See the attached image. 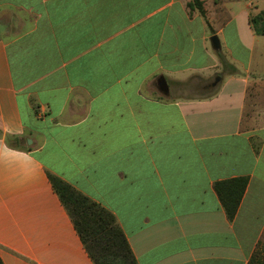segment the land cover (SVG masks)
<instances>
[{"label":"crops","instance_id":"crops-1","mask_svg":"<svg viewBox=\"0 0 264 264\" xmlns=\"http://www.w3.org/2000/svg\"><path fill=\"white\" fill-rule=\"evenodd\" d=\"M190 1L0 0L2 264H93L48 173L114 214L138 264L264 255V0ZM231 27L223 77L208 40ZM238 176L230 221L213 184Z\"/></svg>","mask_w":264,"mask_h":264},{"label":"trees","instance_id":"trees-1","mask_svg":"<svg viewBox=\"0 0 264 264\" xmlns=\"http://www.w3.org/2000/svg\"><path fill=\"white\" fill-rule=\"evenodd\" d=\"M188 6L196 8L201 14H204L201 0H191ZM249 24L256 34L264 35V10L250 15ZM48 178L70 216L93 264H138L126 236L112 212L60 177L48 173ZM247 185V176L218 180L213 184L230 221L237 212ZM0 264H2L1 258ZM249 264H264V255L261 256L258 252H254Z\"/></svg>","mask_w":264,"mask_h":264},{"label":"rangeland","instance_id":"rangeland-1","mask_svg":"<svg viewBox=\"0 0 264 264\" xmlns=\"http://www.w3.org/2000/svg\"><path fill=\"white\" fill-rule=\"evenodd\" d=\"M221 7V5H220ZM258 11H251L250 12V15H254L256 14ZM220 14H223L226 15L227 12L223 9V12H220ZM221 22L220 21H217V20H206V27L208 30L210 31H214V29L216 30L218 25L220 24ZM239 23H240V20H239ZM225 37L226 38H223L224 36L222 35H218L219 39H220V42H221V48L220 50L218 51H215L211 48V45L209 43V40H208V46H209V50H211L212 54L215 55L218 60H219V64H220V67H219V70H220V74L225 75H230V74H236L238 75L239 72H237V69H235L234 65L228 60V58L230 59V55H238L239 57H243V53L239 50L238 47H236V34L234 33V30L231 28H228L226 29L225 31ZM244 41V39H243ZM244 44V42H243ZM229 47L231 48L232 50V53L230 52L229 50ZM260 57H259V54L258 53H254V57H253V62L256 60H258ZM219 76V75H217ZM190 84V83H189ZM188 84V85H189ZM190 86H193L192 84H190ZM196 88H200V84H197L195 85Z\"/></svg>","mask_w":264,"mask_h":264},{"label":"water","instance_id":"water-1","mask_svg":"<svg viewBox=\"0 0 264 264\" xmlns=\"http://www.w3.org/2000/svg\"><path fill=\"white\" fill-rule=\"evenodd\" d=\"M210 43H211V46L214 50L218 51L220 50V40L218 38V36L216 34H213L211 37H210ZM220 80V76H216L212 82V86H215L217 84V82ZM159 82V81H158ZM163 86H166L164 80L162 79L161 82Z\"/></svg>","mask_w":264,"mask_h":264},{"label":"clouds","instance_id":"clouds-1","mask_svg":"<svg viewBox=\"0 0 264 264\" xmlns=\"http://www.w3.org/2000/svg\"><path fill=\"white\" fill-rule=\"evenodd\" d=\"M17 134L20 135V136H23V132L22 131L18 132ZM9 151H16V150L9 149ZM21 155L25 156L26 158H30L28 153H21Z\"/></svg>","mask_w":264,"mask_h":264}]
</instances>
